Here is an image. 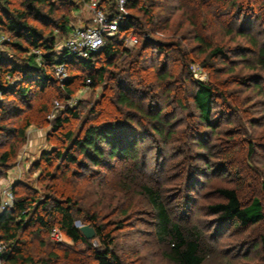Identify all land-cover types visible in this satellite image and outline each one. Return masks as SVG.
Returning <instances> with one entry per match:
<instances>
[{
  "label": "trees",
  "instance_id": "obj_1",
  "mask_svg": "<svg viewBox=\"0 0 264 264\" xmlns=\"http://www.w3.org/2000/svg\"><path fill=\"white\" fill-rule=\"evenodd\" d=\"M80 1L86 4L91 2V0ZM10 2V0H0V27L3 32L10 35L12 41L9 46L11 49L19 54H27V57L21 60L18 65L17 60L10 61L8 56L0 51V93L4 99L7 100L11 94H14L23 100V104H28L32 90L36 88L40 92H45L58 82L54 77V71L62 63L66 67L73 66L86 72L88 78L85 79V82L90 80L94 87L104 84V93L99 102L90 110L88 117H85L76 135L73 131L64 132L63 128L73 120H81L78 108L67 107L64 112L59 113L64 116L54 120L53 132H56L55 136L67 144L54 148L50 153L41 157V161L45 163L48 170L41 165V161L36 164L37 169L42 171L44 180L51 182L47 186V196L41 200L36 193L32 192L29 195L28 192V195H17L18 193L14 191V206L0 214V235L4 246L0 252V264H52L51 260H56L55 258L58 260L59 256L55 253L47 254V259L40 256L43 254H40L39 257L34 255L31 251V243L24 240L27 230H34L30 236L32 235L35 240H38L45 235L50 238L53 228H58L66 238L67 243L55 245V250L61 249L60 251L64 252L65 257L71 256L70 252L73 246L80 245L84 249L79 254L89 255L96 264H123L120 256L116 255L112 249L117 241L113 235L115 231H108L107 227L99 224V215L88 216L85 207H78L74 194L65 186L68 184L67 181L70 183L72 179L82 176L77 171L78 169H105L109 167V161L115 159L124 162L123 164L128 170L124 172L125 175L119 183L120 188L129 190L130 186L139 185L141 196L145 199L144 202L153 209L155 234L157 239L166 244L168 248L167 260L173 264H208L211 253L199 230L174 220L169 206L163 200L161 191L148 183L139 184V177L135 174L138 146L142 140L146 139V133L150 131L155 136L167 140L174 134V131L170 129L173 126V121L165 114V104L167 107L170 99L158 105L155 101L154 89L166 87L167 95L171 96L170 102L175 103L183 111L192 109L196 115L193 113L191 115L197 116L198 124H201L202 128L210 131L215 137L218 136V132H222L219 131L221 121H213V117L216 115V100H221L223 110L218 115L230 117L226 123L228 126L226 133L238 137L240 142L247 141V153L243 161L249 174L251 171H255L254 174L251 173L254 183L259 184V178L262 179L263 183L260 185L263 191L264 159L261 160L263 166V170H261L257 167L256 158H259L258 150L264 148L261 145L264 133L262 136H253L252 140L251 138L247 140L248 135L243 123H240L239 127L233 126L235 113L238 116L236 121L243 120V118L241 107L233 97L234 93L229 92V87H226L222 82H213L212 77L208 83L196 81L190 71L192 59L189 58L188 50H182L174 43L153 41L149 38V33L169 30V18L176 11L186 12L188 8H192L195 10V14H186L181 28L188 22L194 25V31L197 30L195 40L199 44L201 54L206 55L205 62L201 65L206 69H211L214 68L212 65L214 61L219 58H227L228 54L222 46L212 45L210 41H207L208 38L201 31L207 29L206 17L213 16L216 13L217 4L218 7L219 4H222L227 8H237L238 17L249 13V20L253 26L254 18L261 19L259 15H256V11L259 9L264 11V0H232L229 3L224 0H146L144 1L146 3L142 5V0H132L128 4V10L130 13L132 10H142L145 16L143 20L130 14L131 17L120 24L115 37L107 39L105 47L99 53L92 55L87 61L72 62L62 58L57 59L56 38L52 34L46 35L43 29L34 25V22H43V26L52 25L62 34H69L72 31L69 17L59 5L62 3L69 8V11L73 12L76 10L73 1L22 0V9L19 10L12 9ZM202 5L207 11L199 17L196 15V11L203 9ZM100 7L108 14L115 12L111 0L100 2ZM60 12H63V15L60 16ZM221 12L223 13L222 19L225 17L224 15L229 16L228 12L219 10V13ZM222 21L221 23H223ZM212 23H218V26L225 25L219 23L217 17L211 20ZM228 32L230 35L237 34L242 44L251 46L252 52L245 47H242L241 52H246L247 55L250 52L252 56L248 66L249 71L263 74V77H255L252 86L259 95H264V43H261L256 34L245 31L244 26L240 30L230 27ZM131 37H136L139 41L133 50L125 46L126 40ZM153 47L160 54L177 53L176 56L181 59L183 71H187L184 80L190 84L193 92L188 90L176 92L178 86L176 89L173 88L176 86L178 77L175 71H168L165 67L161 70L155 68L154 70L157 71H153L155 75L148 76L147 67L143 63L148 62L147 52ZM37 52L41 54L37 55ZM119 58H124V60L122 65L117 66ZM38 60L40 61L38 62ZM110 68L116 70L120 68L121 71H108ZM122 72L127 73L131 82L122 76L118 77V74ZM15 79L17 86H11L10 80ZM78 79L77 76L70 75L68 81L61 85L66 100L72 99L71 87ZM109 79L111 83H108ZM240 79L241 85L248 81L247 76ZM134 82L140 86L139 89L135 87ZM108 89L109 91L112 89V91L107 95L105 91ZM144 100H148V102L145 103ZM146 104L149 108L145 107ZM8 108L11 107L0 105V132L9 130L3 124V119L9 114ZM226 110H230V112H225ZM14 114L18 113L14 111ZM253 123L251 124H256ZM28 124H30L29 120ZM236 124L238 123H235V126ZM253 127L255 128V126ZM16 133H18V137H23L25 128ZM198 144L202 150L209 151L202 138L199 139ZM13 158L16 157L15 148L12 147L0 155V177L3 176L2 170L6 172L10 169ZM231 158L232 153H226L224 161H222L227 169L228 165L232 164ZM56 163H59L58 167L55 166ZM208 165L210 163H207ZM54 168L56 172L53 171ZM236 175L240 180L241 173L238 170ZM72 182L74 183V181ZM218 193L224 201L210 205L209 210L219 216L220 222L246 231L264 221V202L261 197L251 196L248 200L243 201L236 188H221L218 189ZM79 216H84L86 222L90 223V226L95 230L94 239H86L80 228L75 225ZM120 225L117 227L118 231L123 229ZM256 247L260 249L263 258L261 262L254 264H264V233L260 234Z\"/></svg>",
  "mask_w": 264,
  "mask_h": 264
},
{
  "label": "rangeland",
  "instance_id": "obj_2",
  "mask_svg": "<svg viewBox=\"0 0 264 264\" xmlns=\"http://www.w3.org/2000/svg\"><path fill=\"white\" fill-rule=\"evenodd\" d=\"M10 1L12 9H22V0ZM71 1L75 3L76 7L73 12L69 11V8L62 3L59 6L68 15L69 25L73 30L92 23L95 16L92 5L94 2L103 3L108 0H91L89 4L82 3L80 0ZM144 1L146 0H142L141 5L146 3ZM224 1L229 3L232 0ZM204 5H202L203 9H196L197 16L200 17L202 13L207 11ZM215 9L217 14L214 13L213 16L209 17L205 16L207 29L201 31L208 38L207 41H210L212 45L222 46L228 55L227 58H219L214 61L212 63L214 68L206 69L201 65L205 62L206 55L201 54L199 44L195 40L197 30L194 31V25L188 22L181 28L182 22L186 19V14H195V10H192V8H188L186 12L176 11L169 18V30L149 33V38L156 42L174 43L180 46L182 50H188L189 58L192 59L190 71L196 81L208 83L212 77L213 82H222L226 87L228 86L229 92L234 93L233 97L242 110L243 120L236 121L238 116L235 113L233 120L238 124L235 126L234 123L233 126L239 127L240 123H243L248 135L247 140H250V138L252 140L253 136L259 137L264 133V95H259L252 86L255 77H263V74L249 71L248 66L252 57L250 55V52H252L251 46L242 44L237 34L230 35L228 31L230 27L234 30H240L244 26L245 31H250L256 34L257 37L259 36L263 44L264 19L262 20V17L264 18V11L260 9L256 11V15H259L261 19L256 20L254 18L252 23L255 24L252 26L249 13L238 17L236 14L237 8H227L222 4H219V7L217 4ZM219 10H223L225 13L228 12L229 16L224 15L225 17L222 19L223 13H219ZM130 14L141 20L145 17L140 9L132 10ZM59 15H63V12H60ZM216 17L219 18V23L223 20L221 24L225 25L211 24V20ZM42 23L34 22V25H38L43 29L46 35L52 34L56 38L57 59L60 60L62 58L61 47L70 33L62 34L52 25L43 26ZM1 29L0 27V37H3L5 42L0 45V51L5 53L10 61L17 60L16 62L19 65L21 60L26 59L27 54L14 52L9 46L10 41H12L10 35ZM242 47L250 49L248 55L246 52H241ZM126 48L133 50L135 47ZM36 54L40 55L41 53L37 52ZM147 54L148 62L143 64L147 67L146 73L149 77L155 75L154 72H157L154 70L155 68L161 70L165 67L168 71H175L178 77L176 86L173 88L176 89L178 86L176 92L182 90L192 91L190 84H187L184 80L187 71H183L182 62L176 56L177 53L169 52L166 54L165 52L160 54L153 47L148 50ZM123 60L124 58H119L117 66L122 65ZM143 64L141 63V66ZM108 71L120 72L121 69L110 68ZM65 73L68 78L70 75L79 78L71 87L73 95L72 99L69 100H66V96L61 89V85L65 82L61 81L63 75L59 70L54 71V77L58 82L45 92H40L36 88L32 90V94L28 98V104H23V100L14 94H11L6 100L0 93V105L11 107L8 108L9 114L3 119V124L9 130L0 132V155L12 147L15 148L16 157L13 158L9 170H6V172L2 170L3 176L0 177L2 189L12 187L18 193L17 195H28V192L30 195L33 192L36 193L39 199L43 200L48 194L47 186L51 182L44 180L42 171L37 169L36 164L40 163L44 154L67 144L65 141L58 140L55 136L56 132H53L54 120L57 117H63L64 115L59 113L64 112L67 107L78 108L81 120H73L63 128L64 132L73 131L76 135L85 117H88L90 110L99 102L101 95L104 93V84L99 87H94L92 84L87 85L85 82V79L88 78L86 72L68 66ZM120 76L131 82L127 73H119L118 77ZM243 76H247L248 81L241 85L239 82ZM136 80L138 81V79ZM10 81L11 86H17L16 79ZM107 81L111 83L110 79ZM134 83L135 87L139 89L140 86H137L136 82ZM154 90V93H156L154 95L156 97L155 101L158 105L169 99L171 101V96L167 95L165 91L166 87L161 89L157 87ZM111 91L108 89L105 93L107 92L108 95ZM70 100L73 101V104L69 103ZM170 101L167 107L165 104V114L173 121V126L170 128L174 131L173 137L167 140L155 136L150 131L146 133V139L142 140L138 146L135 174L139 177V184L148 183L157 187L163 195V200L169 206L174 220L182 225L196 227L199 230L211 253L208 264H254L261 262L263 256L256 245L260 234L264 233V221L244 231L233 225L220 222L219 216L209 210L210 205L224 201L218 193V189L221 188L238 189L243 201L248 200L251 196H259L264 202V191L260 185L263 183L262 179L259 178V184L254 183L251 173L254 174L255 171H251L249 174L243 161L247 153V141L240 142L241 140L238 137L226 133L228 129L226 123L230 117L218 115L223 110L221 100H216V115L213 117V121H221L219 131L222 132H218L217 137L212 136L210 131L198 124V118L194 116L196 114L192 109L180 110L175 103ZM56 102L62 105L59 110L56 109ZM144 102L147 103L148 100H144ZM145 107L149 108L147 104ZM14 111L18 114H14ZM225 112H230V110ZM52 115H54V119L49 120L48 117ZM27 119L30 122L28 125ZM251 123L256 124L252 125ZM22 128H25L24 136L18 137L16 132H19ZM200 138L207 144L209 151L200 148V144H198ZM261 145L264 146V140H262ZM226 153H232L230 160L232 164L228 165V169L224 167L222 162ZM258 154L259 158H256L257 167L263 170L261 164V160L264 159L263 147L258 150ZM123 163L115 159L109 161V167L105 169H76L82 176L72 179L74 183L67 181L68 184L65 186L74 194L78 207H85L88 216L99 215V224L105 228L107 227L108 231H115L113 235L117 241L112 249L116 255L120 256L123 264H173L166 258L168 252L166 244L161 243L156 237L155 225L153 224L154 218L152 217L153 209L144 202L145 199L141 196L142 192L139 185L135 187L132 185L129 190L120 188L119 183L125 175L124 172L128 171ZM207 163H210V165L207 166ZM44 164L41 161V165L48 170V167ZM57 165L59 163H56L55 166L58 167ZM55 168L53 171L56 172ZM237 170L241 173L240 180L236 175ZM117 187L119 188L116 189ZM79 217L76 220V226H90V223H87V220L83 218L84 216ZM119 225L123 228L121 231L117 230ZM33 231L27 230L24 240L31 243V251L34 255L39 257L40 254H43L40 256L47 259V254L55 253L61 259L51 260L52 264H96L89 255L79 254L84 249L82 246H73L70 252L71 256L65 257L64 252L60 251L61 249L55 250L57 243L54 244L55 242L51 240V237L45 235L41 239L35 240V237L30 236ZM42 241H44L43 245ZM48 245L50 246L48 247Z\"/></svg>",
  "mask_w": 264,
  "mask_h": 264
},
{
  "label": "built area",
  "instance_id": "obj_3",
  "mask_svg": "<svg viewBox=\"0 0 264 264\" xmlns=\"http://www.w3.org/2000/svg\"><path fill=\"white\" fill-rule=\"evenodd\" d=\"M132 0H111L114 6L115 12L108 14L103 8L100 7V3L94 2V17L92 23L89 25L73 29L64 44L62 45V59L68 62L72 61H87L92 55L99 53L106 45L107 39L114 38L118 32L119 26L122 22L129 19L130 13L128 10V4ZM5 39L0 37V45L4 44ZM138 39L131 37L126 40V47H135L138 45ZM56 70L62 72L61 81L64 83L68 81L66 75V66L64 63L58 65ZM87 85L92 84L90 80H87ZM73 104V101H69ZM56 109L62 108L59 102L55 103ZM49 120L54 119V115L48 117ZM15 204V195L12 187L2 189L0 186V214L6 209L12 208ZM51 240L55 243L61 244L66 242L64 234L58 229L53 228L50 233ZM4 249L2 238L0 235V252Z\"/></svg>",
  "mask_w": 264,
  "mask_h": 264
},
{
  "label": "water",
  "instance_id": "obj_4",
  "mask_svg": "<svg viewBox=\"0 0 264 264\" xmlns=\"http://www.w3.org/2000/svg\"><path fill=\"white\" fill-rule=\"evenodd\" d=\"M80 228L81 232L85 236L86 239L92 240L95 238L96 233L95 230L90 226H77Z\"/></svg>",
  "mask_w": 264,
  "mask_h": 264
}]
</instances>
